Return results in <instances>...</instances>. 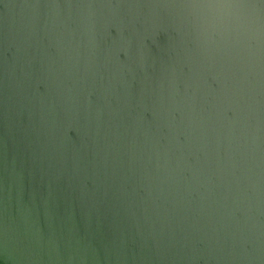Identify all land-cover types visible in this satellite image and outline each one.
<instances>
[{
    "label": "water",
    "instance_id": "1",
    "mask_svg": "<svg viewBox=\"0 0 264 264\" xmlns=\"http://www.w3.org/2000/svg\"><path fill=\"white\" fill-rule=\"evenodd\" d=\"M0 264H264V0H0Z\"/></svg>",
    "mask_w": 264,
    "mask_h": 264
}]
</instances>
